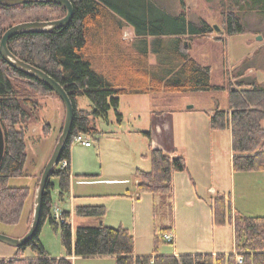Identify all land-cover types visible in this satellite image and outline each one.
I'll use <instances>...</instances> for the list:
<instances>
[{"label":"trees","instance_id":"1","mask_svg":"<svg viewBox=\"0 0 264 264\" xmlns=\"http://www.w3.org/2000/svg\"><path fill=\"white\" fill-rule=\"evenodd\" d=\"M73 17L69 24L42 33H23L12 37L9 50L20 60L44 71L66 91L74 104L71 133L60 157L68 167L54 168L43 195L41 221L36 234L9 259L0 264H73L77 257H115V264H264V216H249L232 208L230 194L219 193L209 199L214 226L232 225L235 254H160L166 243L162 236L170 227L154 229L153 253L135 255L134 236L122 225L102 222L103 206H77L78 216L97 220L94 226H77L73 235L70 212L62 211L64 221L51 216L52 192L57 186V201L70 192V151L76 135L98 133L96 120L106 118L109 110L118 111L122 95L209 92L218 88L211 81V67L193 59L182 37H207L214 28L206 21L194 24L184 11L171 15L151 0H70ZM256 11L264 14V0H229L222 15L227 36L247 33L243 16ZM65 16L66 10L54 2H30L16 6L0 5V39L19 22L49 21ZM124 26L134 31L128 45L122 37ZM149 39H152L150 41ZM156 63H149L150 52ZM225 76H227L225 69ZM234 85L227 91L228 107H216L210 115L213 130L231 133L234 172H264V84L241 80L232 73ZM222 89H225L222 87ZM59 97L40 80L11 67L0 55V127L4 152L0 162V224L19 223L29 195L28 187H11L9 179L22 177L27 159L26 135L29 124L39 121V99ZM86 97L92 103L88 112L77 106L76 99ZM60 100V99H59ZM62 131V128H61ZM60 131V133H61ZM148 138L150 133L143 132ZM149 171L137 169L140 193L159 196L172 209L173 174L187 172L186 159L160 149L150 148ZM157 205L153 207L156 215ZM48 221L59 231L65 257L53 258L42 246L39 236ZM174 241L168 243L173 244ZM29 248L33 257H25ZM241 262H237V257Z\"/></svg>","mask_w":264,"mask_h":264},{"label":"rangeland","instance_id":"2","mask_svg":"<svg viewBox=\"0 0 264 264\" xmlns=\"http://www.w3.org/2000/svg\"><path fill=\"white\" fill-rule=\"evenodd\" d=\"M151 1L171 15H178L184 11L187 21L194 24H200L204 20L212 28L214 25L218 26L219 30L214 29L207 37L189 35L182 37L190 56L201 65L211 67V81L218 88L209 92L120 96L118 111L111 109L106 118L97 119L98 133L93 136L88 135L93 143L95 159L98 162V173L107 170L126 173V177H130L127 176L129 167L147 169L149 161L140 158L136 160L131 152V150L139 151L140 147L142 150L146 149L148 137L144 133L136 137L130 135L131 130L143 129L150 133L151 145H160L167 153L174 143V151L186 159L188 170L196 180L199 195L209 196L207 188L213 186L218 193L230 194L233 207L235 205L237 209L254 215H264V176L262 174L258 176L247 173L234 174L231 164L230 132L213 130L209 123L211 112L216 107L220 109L228 107L226 90L230 84L234 85L233 71H239L240 77L238 78L241 80L264 84V14L260 15L256 11L247 12L243 16L247 33L227 36L222 25V15L229 0ZM62 17L64 15L51 20ZM134 36V31L130 26L123 27L122 37L128 45L132 43ZM149 40L152 41V39ZM149 63H156L152 50ZM225 69L227 76H225ZM39 103L41 105L39 121L29 124L26 135L27 159L24 174L22 177L9 179L8 183L11 187L29 188V195L19 223L16 225L0 224V234L11 238H21L28 231L42 168L55 147L64 121L65 109L61 100L54 96L39 99ZM76 103L80 109L92 111V103L86 97H78ZM144 164L147 168L143 167ZM105 174L107 175L106 172ZM50 181L57 183L55 178H50ZM74 186L76 192L81 191L89 195L104 193L103 191H117L114 189L122 187L77 185L76 183ZM124 186L135 191L132 180ZM126 188L121 192L126 193ZM56 196L54 190L50 212L54 205L71 211L70 223L73 235L77 226L97 224L92 217L76 215L73 211L74 204L102 203L107 211L102 219L103 223L112 227L123 225L129 228L128 230L135 236L136 246L142 251H153L154 221L157 227H161L171 218L169 208L160 203L157 204L156 215L152 217L148 196L143 197L136 213L133 202H138V200L128 197L89 196L74 200L66 196L63 201H57ZM177 208V219L179 218L182 222L188 212L184 211L185 206L178 204ZM82 220L86 222L83 223ZM181 226L183 228V222ZM225 227L223 237L232 244V232L228 231V225ZM39 239L51 257L59 258L65 255L60 233L53 230L48 221L42 225ZM158 249L172 250L173 245L161 243ZM17 251L18 248L0 242V258L7 259ZM23 255L33 257L34 253L29 248H25ZM73 264H115V262L108 258L80 257Z\"/></svg>","mask_w":264,"mask_h":264},{"label":"crops","instance_id":"3","mask_svg":"<svg viewBox=\"0 0 264 264\" xmlns=\"http://www.w3.org/2000/svg\"><path fill=\"white\" fill-rule=\"evenodd\" d=\"M213 111L211 112V114ZM64 122V121H63ZM97 122V120H96ZM63 127V125H62ZM229 131V130H228ZM145 132L143 129H134L131 130L130 135L136 137L137 135L142 134ZM230 132V131H229ZM60 134V133H59ZM231 135V133H230ZM85 137L91 141L90 137L88 135H85ZM151 136L146 140V149H143L140 147L139 151H132L134 154V158L137 160L140 159H146V161H149L147 166L145 164L143 167L147 169H141L138 167L130 168L128 171V175L130 177H126V173L122 172H109L107 170H103L101 173H98V162L95 159V151L93 149V143L90 147H84L80 144H77L75 142H72L71 145V151H70V170H71V180H70V192L68 195H66L69 198L75 199H83L87 198L89 196H95V197H102V196H118V197H128L138 200V202L134 203V210L135 213L139 207V204L142 203V199L144 196L150 197V204H151V214L152 217L155 214L153 213V207L157 205L158 203L163 204V202L166 203V200H163L159 196L152 195L149 193H140L137 189V184L139 180L135 178L134 172L139 169L143 171H149L151 168L150 159H149V150L150 148H156L160 149L163 152L164 149L160 145L152 146L150 143ZM173 146H170L169 153L174 156L179 155L177 152L174 151V143H172ZM145 150V151H144ZM144 151V152H143ZM51 155V154H50ZM99 155V153H98ZM137 156V157H136ZM232 156V155H231ZM50 157V156H49ZM48 157V159H49ZM148 158V160H147ZM47 159V161H48ZM46 161V163H47ZM232 161V157H231ZM45 163V164H46ZM44 164V166H45ZM43 166V168H44ZM42 168V171H43ZM107 173V175L105 174ZM255 174V175H263L264 172H234V174ZM76 179V180H75ZM132 180V183L134 185L135 191H131L130 189L126 188L124 185H128L130 181ZM173 196L171 198L172 202V209L170 211L171 218L170 221L167 223H163L161 227H170L171 232L174 236V242H173V249L172 250H159L158 252L160 254H172V255H181V254H235L234 249V232H233V226L228 225V231L232 232L233 235V241L232 244L229 240H226L223 237V231H226L225 226L217 227L214 226L212 221V211L209 203V199L216 194H219L216 189L213 186H210L207 188V191L209 193V196H206L204 194V197L202 195H199L197 192L196 187V180L191 175L190 171L187 172H176L173 174ZM74 183L77 185H108V186H122L120 189H114L117 191H103L104 193H96V194H86L81 191L76 192ZM124 188H126V193L121 192ZM56 195H57V186L55 187ZM57 197V196H56ZM178 204L185 206L184 211L188 212L187 215L183 218V228L181 226V221L178 218ZM87 205H98L103 206L105 209L106 207L102 203H91V202H83L74 204V209L77 206H87ZM233 207V206H232ZM233 209L238 210L246 215L249 216H264V215H254L248 212L241 211L237 209L234 205ZM69 211V210H68ZM74 211V210H73ZM70 212L69 222L70 218L72 217V212ZM107 212V211H106ZM75 213V212H74ZM196 216H195V214ZM145 214V213H144ZM84 219V218H83ZM103 219V218H102ZM97 221V220H96ZM83 223L86 222V220H82ZM103 222V221H102ZM71 224V223H70ZM110 226V225H107ZM119 226V225H117ZM123 226V225H122ZM116 227V226H114ZM125 227V226H124ZM153 227L155 229L159 228L155 225V221L153 223ZM127 228V227H125ZM129 229V228H127ZM224 229V230H223ZM133 235V233H132ZM134 236V235H133ZM135 237V236H134ZM134 252L135 255H150L153 253V251H142L138 249L136 246V242L134 239ZM14 254L11 256L13 257ZM11 257H7L11 258ZM61 257H65V255H61ZM59 257V258H61ZM56 258V257H55ZM80 257L77 256H71L69 259L72 261H76ZM82 258H91V259H113L115 262V257L113 256H102V257H82Z\"/></svg>","mask_w":264,"mask_h":264},{"label":"water","instance_id":"4","mask_svg":"<svg viewBox=\"0 0 264 264\" xmlns=\"http://www.w3.org/2000/svg\"><path fill=\"white\" fill-rule=\"evenodd\" d=\"M30 2H54L61 5L66 10V15L61 19L51 20V21H27L15 24L9 27L2 35L0 39V55L4 61H6L11 67L18 70L19 72L36 78L48 86L61 100L65 109V116L62 131L57 139L55 147L45 164L41 177L39 180L38 187L34 196V211L33 216L28 228V231L21 238H11L6 235L0 234V242L10 245L12 247L19 248L25 245L38 231L41 221V209L43 195L48 180L54 170V168L59 164L60 157L66 142L69 139L73 118H74V104L69 98L68 94L64 88L52 77L46 74L44 71L18 59L8 48L9 40L19 34L23 33H42L49 32L56 28L63 27L71 21L73 17V5L70 0H0V5L2 6H16L20 4L30 3ZM216 31L219 30L218 26L213 27ZM258 39H260L258 37ZM186 43H184L185 45ZM4 152V141L3 134L0 127V162Z\"/></svg>","mask_w":264,"mask_h":264},{"label":"built area","instance_id":"5","mask_svg":"<svg viewBox=\"0 0 264 264\" xmlns=\"http://www.w3.org/2000/svg\"><path fill=\"white\" fill-rule=\"evenodd\" d=\"M73 142L80 144L84 147H90L92 145L91 141L88 140L85 137V135H82V134L76 135L73 139ZM68 165H69V162L66 160L62 161L61 163L59 162V166L61 168H66V167H68ZM62 211H63V208L59 207L58 205H54L52 212H51V216L53 217V219L55 221H57V222L64 221ZM162 238L166 243H170V242L174 241V236L170 232L163 234ZM237 262H241V257H239V256L237 257Z\"/></svg>","mask_w":264,"mask_h":264}]
</instances>
